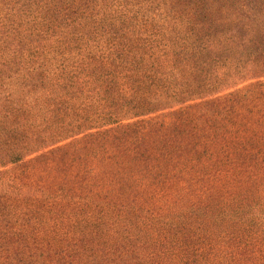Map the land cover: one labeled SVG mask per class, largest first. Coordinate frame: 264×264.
Segmentation results:
<instances>
[{
	"label": "trees",
	"instance_id": "16d2710c",
	"mask_svg": "<svg viewBox=\"0 0 264 264\" xmlns=\"http://www.w3.org/2000/svg\"><path fill=\"white\" fill-rule=\"evenodd\" d=\"M0 264H264V0H0Z\"/></svg>",
	"mask_w": 264,
	"mask_h": 264
}]
</instances>
